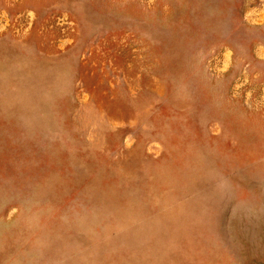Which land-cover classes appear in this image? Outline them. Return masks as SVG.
Masks as SVG:
<instances>
[{"label":"rangeland","instance_id":"1","mask_svg":"<svg viewBox=\"0 0 264 264\" xmlns=\"http://www.w3.org/2000/svg\"><path fill=\"white\" fill-rule=\"evenodd\" d=\"M0 264H264V0H0Z\"/></svg>","mask_w":264,"mask_h":264}]
</instances>
